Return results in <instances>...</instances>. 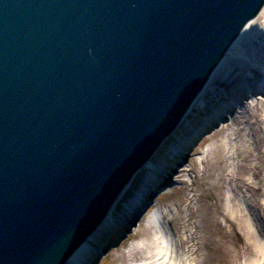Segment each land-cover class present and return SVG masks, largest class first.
Instances as JSON below:
<instances>
[{
  "label": "water",
  "instance_id": "95a60500",
  "mask_svg": "<svg viewBox=\"0 0 264 264\" xmlns=\"http://www.w3.org/2000/svg\"><path fill=\"white\" fill-rule=\"evenodd\" d=\"M258 1L0 0V264L64 261Z\"/></svg>",
  "mask_w": 264,
  "mask_h": 264
},
{
  "label": "rangeland",
  "instance_id": "374dc122",
  "mask_svg": "<svg viewBox=\"0 0 264 264\" xmlns=\"http://www.w3.org/2000/svg\"><path fill=\"white\" fill-rule=\"evenodd\" d=\"M261 43L260 39L256 47ZM231 86L227 81L201 96L195 111L169 136L160 155L154 156L170 182H164L165 186L151 198L152 205L135 226L115 222V228L103 231L93 241L87 262L146 264L150 261L147 258L154 256L163 258L166 264H190L186 252L197 246L196 241H190L192 230L200 235L202 254L211 256L207 264H245L263 258V249L250 241L249 229L238 217H257L255 228L264 246V209L255 201L264 191V175L260 173L264 168V100L256 97L251 102L245 97L241 113L233 110L228 114L232 115L230 119L225 111L231 112V108L221 107L220 115L216 112L219 105L233 98ZM203 119L214 120L213 125L210 122L203 130ZM198 127L203 132H194ZM176 146L179 153L171 155ZM220 226L225 234L222 228L214 231ZM112 238L113 245L106 246ZM214 239L218 250L211 247L207 253ZM182 240L186 242L184 249L178 248ZM179 251H184L182 261Z\"/></svg>",
  "mask_w": 264,
  "mask_h": 264
},
{
  "label": "bare ground",
  "instance_id": "6f19581e",
  "mask_svg": "<svg viewBox=\"0 0 264 264\" xmlns=\"http://www.w3.org/2000/svg\"><path fill=\"white\" fill-rule=\"evenodd\" d=\"M260 1L262 0H259L255 5V10L251 11L252 13L250 14L252 15L246 18L243 24L239 27V29L225 45L222 51L218 54V56L216 57V63L212 66V68L205 76V80L202 83L201 87L192 98V100L187 104L186 109L184 110L182 116L173 127V129L161 140V142L154 148L153 151L151 150L152 152L150 153V155L139 167L132 168L134 167L136 162L134 163V165L130 168L132 169L130 177L125 183L120 186L119 191L116 192L117 194L114 192L117 185L116 183L97 202V204L87 212V216H89V218H87L86 222L84 220L85 224H87L91 220L90 218H92L93 216H99L98 222L83 237L81 242L76 244L75 246L74 244H72L73 241H66L64 247L61 250L64 251L63 255L65 256V259L61 264H90L91 260H89L90 262L87 261L88 256L91 252H93V241L99 239L97 237L101 236L103 231L108 228H115V222L117 224L120 222H125L127 227L130 226L131 228L133 224V226H135L138 220L142 218L143 214L152 205V202L150 201L151 198L154 197L155 194H157L160 189H162V187L170 182L168 181V179L165 180L167 175L165 176L163 174L164 171L162 172V168L161 166H159V163L155 161L154 156L160 155L159 150L163 145H165V143L168 144L167 141L169 136L174 133V131L179 127L182 121L186 119L190 112L195 111V106L201 100V96L204 95L208 90L214 89L213 87L217 85L218 87H221L222 85L224 86V84L226 85L227 81H230L232 85L230 94L233 95V98L231 101L230 99H228L227 102H222V105H219L220 107H218V110H216V112L221 115L222 108L223 110H228V108L230 107L232 110L231 112L225 111V116H227L228 118L232 116H228V114H233V110L235 111L236 109H238L237 113H241L240 109L241 107H243V99L245 97L249 98L251 102H254L257 99L256 97H258V99L264 100V0L262 2ZM261 24L263 25L260 26ZM260 39L262 43L260 46L256 47V43ZM245 113H248V111ZM210 122L211 125H213L214 120H210ZM210 122L205 121V119L202 120L203 125L201 127H203V130L210 126ZM163 130L161 132H163ZM199 130H201V128L198 127V129H195L194 132H198ZM203 130L201 131L203 132ZM148 149L149 147L139 158H141L148 151ZM179 151L180 147L176 146L173 149V153H171V155H176L179 153ZM180 156L183 155L181 154ZM261 169L262 170H260V173L261 175H264V168L262 167ZM175 172L176 171H173V173ZM160 175H162V177ZM156 178H159L158 182L155 181ZM153 179L156 183L153 182ZM111 196H113L112 199H110ZM260 197L262 199H260ZM263 198L264 191H261L260 194L258 193L255 199L257 204L262 206V209H264ZM238 219L241 222V225L244 224L248 227L250 241L254 244H258L259 248L263 249V258L259 259L260 261L258 259L254 260L256 261V263L254 264H263L264 246L261 244V241H263V239L260 238L258 233L259 231L257 230V228H255L254 222L257 217L249 218L241 215V217H238ZM195 227L197 228L198 225H195ZM219 228L220 229L216 228L214 231L219 232L222 228V233L225 234L223 226H220ZM196 231H191L192 236L190 241H194V243L196 241L197 246L195 249H190L188 250V252H186L188 254L187 260L190 264H207V262L210 261L211 256L210 254H202L200 235H198ZM112 241L113 238L108 239V241L105 242L106 246L107 244L109 247L113 245ZM215 241L216 239H214V242L211 241L212 244L209 248H207V253H210L212 250H218V245L214 246L216 244ZM185 245V240H182L178 245V248L184 249ZM68 247H71V249H68ZM183 252L179 251V253H177L180 261L184 259V255H182ZM147 259H150V261L146 264H166L161 257L158 258L151 256ZM254 261H252V263L246 262L245 264H253ZM175 264H177V262Z\"/></svg>",
  "mask_w": 264,
  "mask_h": 264
}]
</instances>
